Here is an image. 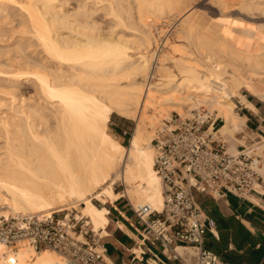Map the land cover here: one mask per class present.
Here are the masks:
<instances>
[{
  "label": "bare ground",
  "instance_id": "obj_1",
  "mask_svg": "<svg viewBox=\"0 0 264 264\" xmlns=\"http://www.w3.org/2000/svg\"><path fill=\"white\" fill-rule=\"evenodd\" d=\"M67 1L0 0V12H6L8 3H18L17 24L24 25L18 36L1 46L13 59L0 60V64L8 60L5 68L12 66L0 67L7 73L0 80L13 81L9 82L14 86L22 75H30L35 92L44 100L24 102L23 97L14 108L16 114L0 117V214L46 217L80 201L75 217H85L103 236L110 207L120 196L154 210L163 206L149 130L163 108L184 113L185 104L202 115L204 106L213 108L222 120L217 132L230 151L237 142L247 141L245 135H236L245 126V116L235 110L233 99L254 108L241 87L264 98V89L255 84L257 78L264 79V25L235 19L233 30L215 26L203 30L200 21L186 12L176 24L177 40L158 56L157 79L143 82L152 59L145 48L155 40L146 20L177 12L181 0H134L128 6L122 0H78L72 8ZM218 2L264 14V0ZM97 10L108 17L107 22H99ZM127 12L133 13L127 14L133 25L128 23L139 31L117 33L116 25L125 23ZM100 23L106 27L102 32ZM112 108L135 118L127 145L108 130ZM249 146L264 155V137ZM118 180L123 191L114 190ZM132 249L140 254V246ZM176 249L184 250L180 245ZM10 251L0 242V264H8L4 252ZM16 255L21 264H61L59 254L50 249L35 252L21 244Z\"/></svg>",
  "mask_w": 264,
  "mask_h": 264
},
{
  "label": "built area",
  "instance_id": "obj_2",
  "mask_svg": "<svg viewBox=\"0 0 264 264\" xmlns=\"http://www.w3.org/2000/svg\"><path fill=\"white\" fill-rule=\"evenodd\" d=\"M175 22L158 33L150 47L152 59L146 81L154 79L158 56L166 46ZM239 111V109H237ZM216 119L192 109L174 112L162 119L154 129L151 143L153 168L160 177L163 206L154 210L147 203L130 207L141 225V257L131 249L129 260L111 259L99 243L100 235L81 218L37 214H0V242L11 251L4 252L8 264H21L16 255L19 245L35 252L50 249L59 254L61 264H224L218 255L205 246V232L214 220L202 209L196 192L221 198L228 193L248 197L252 192L264 194V158L250 146L238 143L235 150L217 132ZM221 120V118L219 117ZM71 221V222H69ZM82 237H78V235ZM184 250L179 252L177 246ZM143 255H146L143 257Z\"/></svg>",
  "mask_w": 264,
  "mask_h": 264
},
{
  "label": "crops",
  "instance_id": "obj_3",
  "mask_svg": "<svg viewBox=\"0 0 264 264\" xmlns=\"http://www.w3.org/2000/svg\"><path fill=\"white\" fill-rule=\"evenodd\" d=\"M258 87L262 90L264 84ZM246 97L254 108L240 102L238 113L245 116V127L254 134L253 138L264 137V98L253 94ZM114 124L125 133L123 125ZM195 197L206 215L214 220V226L205 232L207 248L214 251L224 264H264V194L252 192L248 197H239L228 193L214 198L196 192ZM108 217L107 234L100 237L101 243L111 259L127 261L132 247L140 242L137 240L140 239L141 225L131 207L121 198L110 207ZM120 222L125 226H120ZM135 264L147 263L137 260Z\"/></svg>",
  "mask_w": 264,
  "mask_h": 264
},
{
  "label": "rangeland",
  "instance_id": "obj_4",
  "mask_svg": "<svg viewBox=\"0 0 264 264\" xmlns=\"http://www.w3.org/2000/svg\"><path fill=\"white\" fill-rule=\"evenodd\" d=\"M122 1H123V3H126V5L134 2V0H122ZM127 1H129V2H127ZM67 2H68L67 5H69L68 8H72L79 1L78 0L77 1L76 0H70V1L68 0ZM67 5H65V6H67ZM6 6H7V8L5 7V10H6V12H7V14L9 16L6 14V12H0V60H4V59L12 60L13 59V58L12 59L10 58L11 57V53L9 51H5L4 50L5 48H2L1 46L4 47L8 42L12 41L13 38L16 35L18 36L21 33V31H22L21 29H23V27L21 28V26H24L21 23L17 24V22H18L17 20L20 18L19 16H21V12H20V15H19V11H21V10L17 7L18 3L12 2L10 4L8 3V5H6ZM130 6H132V5H130ZM130 6L128 7L129 9L131 8ZM129 9H128V11H129ZM177 9H178L177 12H174V13H171V14L169 13L170 15L166 14L167 16H160V17L152 16V18L146 20V22L148 23L146 28L149 26L148 29L150 30L152 37H156V35L158 33L164 32L166 27L169 25L170 22H175L177 24L178 20L186 12L188 13V15H192L197 21H200V23L202 25L199 22H198V24H200V27H202V29L203 28L206 29V27H210V26H213V27L215 26L218 29H221L223 31L233 30V28H235V23H234L235 19L236 20H241V21H247L248 23H253V24H256V25H264V14L261 13L262 14L261 15L259 13H254L255 14L254 15V14H252L253 12L251 13L250 10H248V12H246L247 10L244 11L243 8H242L243 10H241V8H240V10H241L240 11L236 7L234 8L232 6H223V5H221L220 2H218V0H181L180 6H178ZM97 11L95 12V17H97L98 20L100 19L101 21H104V19H105V22H107L106 20H108V17L106 15H104L101 10L98 11V12ZM249 11H250V13H249ZM127 14H130L129 16H131V14H133V13L132 12L131 13L127 12V13L124 14V16H126V17H124L123 21L126 24L124 23L123 25H119V26L117 24L116 25V29H115V26H113V25L112 26L115 29V31H117V30L120 31L121 30V31H124L126 35L127 34L129 35L132 32L139 31V29L134 30V28H132L131 25H133V24H132L131 21H129L132 18L130 17L131 19H129V16H127ZM250 14H252V15H250ZM256 14H258V15H256ZM195 15H196V17H195ZM100 20H99V22H100ZM19 22H20V20H19ZM111 22H113V24H114V20L111 21ZM128 22H131V25ZM176 24L173 26V30L171 31L170 37H169L170 39L166 40V45L167 46H165L163 48V50H167L169 45L174 43L177 40L178 33L175 30V28L177 27ZM208 24H209V26H207ZM100 25H101V23H100ZM103 25H105L104 22H103ZM103 25H101L102 27L100 26L101 30H99V31H101V32H102V28H103V30L106 28ZM19 28H20V30H19ZM24 29H25V27H24ZM1 33H2V35H1ZM117 33H119V32L117 31ZM26 35H29V34L27 33ZM9 36H11V37L13 36L11 38V40H9L10 39ZM8 37H9V39H8ZM152 43H153L152 41L149 42V44L147 45L145 50H147L149 52L150 51L149 49L152 46ZM2 49H3V51H2ZM131 51L135 52V48H132ZM6 52H8V53H6ZM4 53H6V54H4ZM1 54H4L5 56L1 55ZM7 54L10 55L9 58H7L8 57V56H6ZM7 61L6 60L3 61V64H0V67L1 68L2 67L5 68L6 64L4 65V63H6ZM8 67H12V66H8ZM8 67H6V68H8ZM6 74L7 73L0 72V76L1 77L2 76L5 77L4 75H6ZM22 76L19 78L17 83H13V84H16L19 87V89H18V87L16 85H14V86H16L18 91L14 90L16 88H13L14 86L10 85V82H13V81H10V80L7 81V82L10 81L9 82L10 86H9L8 83L6 82L7 79L6 80H2V79L0 80V117L1 118H3V116H7V114L8 115L9 114H14L15 113L14 108L18 107L19 103H21V101H22L21 98L23 99V97H24V99H23L24 102H27V101L28 102H31V101H33V102L37 101L38 102L39 101V103L40 102L42 103L44 101L43 99H41L42 97H40L41 96L40 93L39 92H37V93L35 92L36 89L34 87V82L32 81L33 79H29V77L31 78V76L30 75L27 76L29 80L26 79L27 77H25V75H22ZM154 79H157V78L155 77ZM143 80H145V81H143ZM143 80H142L143 82H146V77H145V79L143 78ZM255 84H256L257 87L259 85L264 84V79L257 78L255 80ZM8 86L12 87L13 89L9 88ZM20 87H21V90H20ZM258 88L260 89V87H258ZM13 90H14V92H12ZM239 90H240V92H242V93H244L246 95L249 94V95L252 96V94L249 93L243 87H241ZM28 92H30V93H28ZM29 94H31V95H29ZM26 95H28L27 98H26ZM37 98H39V99L37 100ZM34 99H35V101H34ZM18 100H20V102ZM233 100L236 101V103H237V106L235 107V110H237L238 107L240 106V102H238L236 98H234ZM16 104H18V105H16ZM204 108H205L204 112L206 114L211 115V118L216 117V113L217 112H216L215 109L212 108V110L210 111V109L207 106H204ZM192 109L198 110L196 107H190L188 109V107H186L185 104H183L181 106V110L184 113H188ZM150 110H152V109H149V111ZM110 111L111 112H110V120L108 121V130L115 138L120 140L124 145H127L128 142H129L130 136H131V132H132L133 126L135 124V118L133 116L124 115V114H122L121 112H119L118 110H116L114 108H112ZM174 112H179V111L173 109V107H171V106L167 110L164 109V108L161 110V113H159L156 116V118L158 117L157 118V121H158L157 124H156V119H155V121L153 122L152 126L149 128V130H151L150 133H152V136H153L155 127L162 122V119L164 117H167L170 113H174ZM1 118H0V122H1ZM116 122L118 124H120V125H123V129L126 130L125 133H123V132H121L120 130L117 129L116 125L114 124ZM221 123H222V120H220L219 117H218V119H216V127H218ZM236 135L240 136V137L245 135L246 138H247L246 142H237L236 145L238 143H243V144L249 146V145H251V143L255 142V140L259 139L258 137L253 138L254 134L249 132V130L245 126H243L240 130L236 131ZM251 138H253V139H251ZM1 144H2V140L0 139V146H1ZM227 147H229L228 143H227ZM0 150H1V148H0ZM252 152L256 153V154H259L262 158H264V155L259 153L257 150H252ZM113 186H114V190L123 191L124 185L121 182V180L116 181ZM119 198H121L123 200V202H125L126 205L130 207V202L127 199L126 196L122 195ZM93 201H94V203L96 205H99V206L102 205V203L96 198H93ZM80 206H81V202L77 201L74 204H70L65 211L54 212L52 215L54 217H58V218L63 219V220H67L68 218H70V220L74 221L75 218H76L75 217V213L79 211ZM66 214H67V218H66ZM82 220L85 222L86 218L82 217ZM69 222H71V221H69ZM86 228H88V229L91 228L92 229V225L87 222ZM98 235L99 234H97L96 237ZM100 239H99V243H101Z\"/></svg>",
  "mask_w": 264,
  "mask_h": 264
}]
</instances>
